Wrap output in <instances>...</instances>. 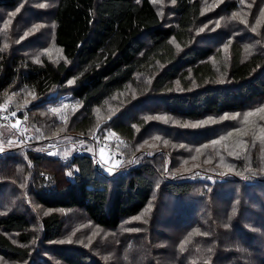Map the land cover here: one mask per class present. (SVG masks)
I'll return each mask as SVG.
<instances>
[{"label":"trees","instance_id":"1","mask_svg":"<svg viewBox=\"0 0 264 264\" xmlns=\"http://www.w3.org/2000/svg\"><path fill=\"white\" fill-rule=\"evenodd\" d=\"M24 1L0 0V8L10 9ZM167 2L58 0L53 39L63 58L57 62L43 58L36 63L0 43V116L8 114L13 120L20 118L26 123L34 147L61 142L74 149L63 158L21 145L0 154V187L17 194L14 185L19 191V178L13 176L10 168L21 163L19 168L27 178L22 184L30 189L28 201L19 207L22 210L12 208L0 215V254L27 264H46V260L33 258L35 249L43 248L33 242L46 244L62 236L65 218L58 209H80L102 228L118 229L124 225L120 232L126 234L131 219L141 217L154 202L148 218L132 221L146 230L143 236L136 237L130 253L139 261L148 260L149 247L158 243L154 234H161L163 227L167 238L162 243L184 241L180 258L183 262L204 264L202 257L193 253L192 245L198 244L202 250L208 248L195 235L204 208L211 204L221 183L202 180H207V173L222 169L176 171L174 163L167 164L165 155L158 154L157 149L148 155L138 148L139 135L150 125L146 119L136 117L137 114L125 119L118 117L110 127L113 137L108 136V128L95 131L96 110L133 88L139 89V94L118 112L132 108L146 96L162 100L166 112L190 120L244 111L264 102V43H258L259 49L252 47L250 40H230L219 49L204 46L195 34L202 20L201 0H173V23L161 17ZM236 6L237 0H230L227 9L235 11ZM54 90H69L67 93L81 105L79 114L68 122L64 120L67 110L64 106L58 108L51 96ZM0 124V129L13 131L8 122L2 120ZM100 131L120 162L113 171L103 163L97 165L89 155L99 150L93 135ZM79 143H84L86 152H77ZM255 149L253 159L260 168L256 172L264 177L262 144ZM200 170L207 173L202 176ZM237 170L248 173L246 168ZM254 182L241 185L246 194H255L264 185L258 180ZM196 200L199 203H194ZM37 202L53 211L43 217L36 215L33 210ZM163 203H174L176 207L165 216L166 221L160 222L158 215ZM251 203L257 204L256 199ZM39 217L37 232L32 226ZM212 217L219 220L215 213ZM142 244L147 247L145 253ZM53 245L56 247H52L51 253L61 263L104 264L86 247ZM218 253H206V264L208 258L214 260Z\"/></svg>","mask_w":264,"mask_h":264},{"label":"rangeland","instance_id":"2","mask_svg":"<svg viewBox=\"0 0 264 264\" xmlns=\"http://www.w3.org/2000/svg\"><path fill=\"white\" fill-rule=\"evenodd\" d=\"M164 1H168L169 4L162 11V20L173 23L176 20L174 7L171 6L173 0ZM229 1L201 0L202 20L195 30L200 44L219 49L230 40H250L252 47L259 49L258 43H264V0H237L235 11L227 9ZM160 2L161 0H158L159 4ZM57 3L58 0H25L10 9L0 8V43L3 47L6 49L13 47L12 49L16 50L14 52H22L36 63H41L43 58H49L53 62L61 60L63 55L55 46L53 39V17ZM138 90L129 88L126 94L117 95L109 101L105 108L97 109L95 131L108 128L106 130L108 136L112 134L115 137L110 131L113 122L118 120V117L125 119L137 114L136 117H142L150 124L148 128H144L142 134L140 133L139 137H141L137 144L138 148L146 150L148 155H152V150L157 149L158 154L165 155L167 164L173 162V169H179V172L184 173L206 167L222 169V172L199 171L202 176L207 173V180H202L203 183L221 184L218 185L211 204L204 208V216L195 235L198 236L197 241L208 248L204 247L205 250H202L198 244H194L193 253L201 256L204 264L208 252H219L214 260L208 258L209 264H264V185L262 188H257L255 194L250 195L241 188L244 184L247 186L256 184L255 180L264 182L262 181L264 177L256 172L260 168L255 166L256 159H253L255 147L259 143L264 149V111H261L264 109V102L241 112L220 116L207 115L202 119L190 120L166 112L162 107V100H150V97L146 96L137 101L138 103L132 108L118 112L129 103L130 99L136 98L139 94ZM68 91L60 93L54 90L51 94L58 108L64 106L63 109L67 110L68 115L64 118L66 122L79 114L81 106L72 94L67 93ZM20 122V118L14 120L13 125L16 127H13V131L8 128L0 129V147L4 148L0 154L18 147L17 145L36 152L41 151L40 146H33L28 132L23 137L18 132L17 127ZM93 137V142L99 143V153L105 168L112 170L118 167L119 159L109 142L103 139L102 131L96 132ZM71 152H74V149L66 151L65 155ZM23 161L24 159H18V162ZM241 162L244 166H241ZM5 164H8V160ZM21 166L22 164L19 163V167ZM19 167L10 168L14 171L13 176L19 178L16 181L19 183V191L14 185L17 194L12 195L6 187H0V215L7 213L9 209H18L29 199L30 189L24 188L22 184L27 178ZM242 168H246L248 173L237 170ZM4 171L6 174L9 173L6 169ZM249 171H254L251 172L254 175ZM239 196L241 199L238 198ZM254 199L257 204L251 203ZM194 203L199 201L196 200ZM152 204L139 219H131L132 224L127 227L126 234L120 232V229L124 230V225L118 229L102 228L80 209H58L65 218V230L62 236L46 244L33 242L36 247L43 246L40 250L35 249L33 258L46 260V264H65L58 261L51 253L52 247H56L54 243L75 248L86 247L104 264H186L180 259L183 255L184 241L173 244L174 241L165 240V243H162L167 238L163 227L160 228L161 234H154L158 237V243L149 247L148 260L144 258L139 261L130 253V246L134 244L136 237L143 236L146 230L145 227L140 226L141 224L132 221H143L148 218ZM240 204L241 207L238 206ZM175 207L174 203H163L158 220L166 221L165 216H169V212ZM33 211L43 217L53 210L40 206L37 202ZM212 213H215L219 220H215ZM40 219L41 217L37 218L36 225L32 226L37 232L40 229ZM126 235L130 242L128 239L124 241L126 238L123 237ZM223 238L224 241H221ZM141 246L144 247L142 253H145L147 247L145 248V244ZM199 248L202 254H199ZM27 263L14 261L0 254V264Z\"/></svg>","mask_w":264,"mask_h":264},{"label":"built area","instance_id":"3","mask_svg":"<svg viewBox=\"0 0 264 264\" xmlns=\"http://www.w3.org/2000/svg\"><path fill=\"white\" fill-rule=\"evenodd\" d=\"M4 120V122H8L10 125H13L14 120L12 117L8 114H4L0 116V123ZM1 125V124H0ZM18 132L23 135L27 132V125L24 122H20V125L17 127ZM68 148L66 151H69L72 149L71 144L69 143H61V142H48L43 144L39 149H41V152L48 156H56L63 158L65 156V152L63 149ZM77 152L84 153L86 152V149L84 147V143H79L77 145ZM89 155L93 158L94 162L99 165L102 164V159L99 153V150H93L92 152H89Z\"/></svg>","mask_w":264,"mask_h":264},{"label":"snow or ice","instance_id":"4","mask_svg":"<svg viewBox=\"0 0 264 264\" xmlns=\"http://www.w3.org/2000/svg\"><path fill=\"white\" fill-rule=\"evenodd\" d=\"M261 111H264V109H261ZM12 115L14 116L15 113H12ZM17 123H19V121H17ZM192 126L195 127L196 125H192ZM13 127H16V125H13ZM9 143H11V142H9ZM3 151H4V148L3 147H0V152H3ZM245 178H247V177H245ZM137 219H139V217H137Z\"/></svg>","mask_w":264,"mask_h":264},{"label":"bare ground","instance_id":"5","mask_svg":"<svg viewBox=\"0 0 264 264\" xmlns=\"http://www.w3.org/2000/svg\"><path fill=\"white\" fill-rule=\"evenodd\" d=\"M68 148H64L63 150H67Z\"/></svg>","mask_w":264,"mask_h":264}]
</instances>
